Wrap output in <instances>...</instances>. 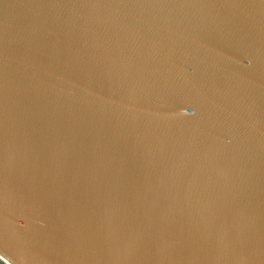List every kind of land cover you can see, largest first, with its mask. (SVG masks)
<instances>
[{
    "label": "water",
    "instance_id": "obj_1",
    "mask_svg": "<svg viewBox=\"0 0 264 264\" xmlns=\"http://www.w3.org/2000/svg\"><path fill=\"white\" fill-rule=\"evenodd\" d=\"M0 263L264 264V0H0Z\"/></svg>",
    "mask_w": 264,
    "mask_h": 264
},
{
    "label": "bare ground",
    "instance_id": "obj_2",
    "mask_svg": "<svg viewBox=\"0 0 264 264\" xmlns=\"http://www.w3.org/2000/svg\"><path fill=\"white\" fill-rule=\"evenodd\" d=\"M0 264H2V263H0Z\"/></svg>",
    "mask_w": 264,
    "mask_h": 264
}]
</instances>
